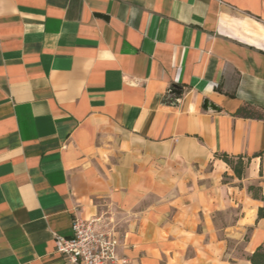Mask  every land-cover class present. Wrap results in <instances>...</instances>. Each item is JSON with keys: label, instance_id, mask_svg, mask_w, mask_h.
<instances>
[{"label": "crops", "instance_id": "crops-1", "mask_svg": "<svg viewBox=\"0 0 264 264\" xmlns=\"http://www.w3.org/2000/svg\"><path fill=\"white\" fill-rule=\"evenodd\" d=\"M244 105L264 109V0H0V264H65L54 236L102 215L125 264H235L226 231L264 226L234 187L264 193ZM219 154L251 158L241 180ZM243 193L257 228L217 226Z\"/></svg>", "mask_w": 264, "mask_h": 264}, {"label": "built area", "instance_id": "built-area-1", "mask_svg": "<svg viewBox=\"0 0 264 264\" xmlns=\"http://www.w3.org/2000/svg\"><path fill=\"white\" fill-rule=\"evenodd\" d=\"M112 224L103 215L75 217L70 237L54 236L55 253L65 264H125L118 255L119 234Z\"/></svg>", "mask_w": 264, "mask_h": 264}, {"label": "rangeland", "instance_id": "rangeland-1", "mask_svg": "<svg viewBox=\"0 0 264 264\" xmlns=\"http://www.w3.org/2000/svg\"><path fill=\"white\" fill-rule=\"evenodd\" d=\"M248 185V182H245L244 184L236 183L234 187H237L238 189L244 188V190H246ZM255 207L256 205L252 203L244 193L240 198L238 195H236L235 208L228 209L224 214L218 216L217 226L223 227L231 226V224L235 225L234 221L240 216L241 211H243V213L246 215V220L244 223L251 222V225H254V227L257 228L256 222L252 221L253 210ZM262 225H264V223ZM261 230L262 231L260 233L258 232L256 235V238H253L252 228L242 230L236 228L235 225L232 229L230 228L226 231L228 234V237L226 238L227 252H229L231 259L235 264H247V257L251 254V251L254 249L255 245L259 242H263L264 226ZM223 233H225V231H219V236L223 237Z\"/></svg>", "mask_w": 264, "mask_h": 264}, {"label": "trees", "instance_id": "trees-1", "mask_svg": "<svg viewBox=\"0 0 264 264\" xmlns=\"http://www.w3.org/2000/svg\"><path fill=\"white\" fill-rule=\"evenodd\" d=\"M235 117L243 119H255L264 121V109H258L249 105H244L237 109L234 113ZM264 153V150L253 155L252 158L261 157ZM218 158L223 161L233 172V175L238 180H241L246 172V169L249 166L251 161L250 157L243 155H227L219 154ZM246 192L250 195L253 200L259 201L262 206L257 209V220L264 218V193L262 187L254 184H249L246 187ZM249 264H264V242L256 247L253 252L247 257Z\"/></svg>", "mask_w": 264, "mask_h": 264}, {"label": "water", "instance_id": "water-1", "mask_svg": "<svg viewBox=\"0 0 264 264\" xmlns=\"http://www.w3.org/2000/svg\"><path fill=\"white\" fill-rule=\"evenodd\" d=\"M173 94L180 96L181 94V90L178 89V87H174L173 91H171ZM203 109L207 110H213V111H219V109L217 107H215L213 104L209 103L207 100L203 101Z\"/></svg>", "mask_w": 264, "mask_h": 264}]
</instances>
